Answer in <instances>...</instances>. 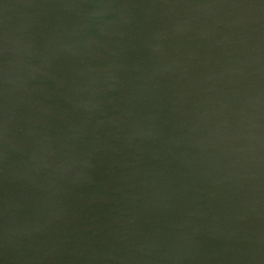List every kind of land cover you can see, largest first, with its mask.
I'll return each mask as SVG.
<instances>
[{
  "label": "water",
  "instance_id": "1",
  "mask_svg": "<svg viewBox=\"0 0 264 264\" xmlns=\"http://www.w3.org/2000/svg\"><path fill=\"white\" fill-rule=\"evenodd\" d=\"M0 264H264V0H0Z\"/></svg>",
  "mask_w": 264,
  "mask_h": 264
}]
</instances>
